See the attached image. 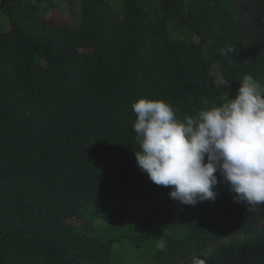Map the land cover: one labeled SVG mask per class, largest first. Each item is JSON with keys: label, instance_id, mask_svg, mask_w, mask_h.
<instances>
[{"label": "trees", "instance_id": "trees-1", "mask_svg": "<svg viewBox=\"0 0 264 264\" xmlns=\"http://www.w3.org/2000/svg\"><path fill=\"white\" fill-rule=\"evenodd\" d=\"M51 2L0 0V264H129L131 242L130 264H264V206L221 182L172 199L137 166L132 110L264 87V0H80L79 25Z\"/></svg>", "mask_w": 264, "mask_h": 264}, {"label": "clouds", "instance_id": "clouds-1", "mask_svg": "<svg viewBox=\"0 0 264 264\" xmlns=\"http://www.w3.org/2000/svg\"><path fill=\"white\" fill-rule=\"evenodd\" d=\"M132 110L137 166L156 185L172 186V199L184 205L214 200L221 182L250 209L264 206V87L253 76L243 77L235 96L195 117L180 119L169 103L147 96ZM166 247L164 240L156 245ZM191 264L206 262L193 256Z\"/></svg>", "mask_w": 264, "mask_h": 264}, {"label": "rangeland", "instance_id": "rangeland-1", "mask_svg": "<svg viewBox=\"0 0 264 264\" xmlns=\"http://www.w3.org/2000/svg\"><path fill=\"white\" fill-rule=\"evenodd\" d=\"M52 5L45 9L43 13L48 17L56 21L57 23H73L79 25L82 18L80 0H51ZM4 19L0 23V28L3 26ZM71 222H79L77 219H70ZM264 222V221H263ZM130 244V243H129ZM131 245L128 248L122 249L121 256L125 260H129V264L138 259L135 257L136 249ZM137 247L141 244H135ZM142 261V260H141ZM138 261V262H141Z\"/></svg>", "mask_w": 264, "mask_h": 264}]
</instances>
